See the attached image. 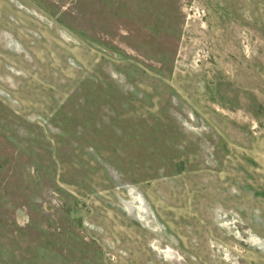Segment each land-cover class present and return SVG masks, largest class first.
I'll use <instances>...</instances> for the list:
<instances>
[{"label": "rangeland", "instance_id": "1", "mask_svg": "<svg viewBox=\"0 0 264 264\" xmlns=\"http://www.w3.org/2000/svg\"><path fill=\"white\" fill-rule=\"evenodd\" d=\"M0 264H264V0H0Z\"/></svg>", "mask_w": 264, "mask_h": 264}]
</instances>
